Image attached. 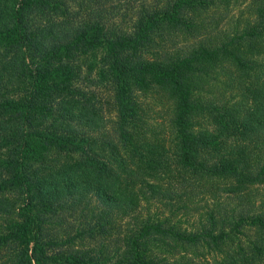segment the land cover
<instances>
[{
  "label": "trees",
  "instance_id": "trees-1",
  "mask_svg": "<svg viewBox=\"0 0 264 264\" xmlns=\"http://www.w3.org/2000/svg\"><path fill=\"white\" fill-rule=\"evenodd\" d=\"M241 1L0 0V264H264V0L220 26Z\"/></svg>",
  "mask_w": 264,
  "mask_h": 264
},
{
  "label": "rangeland",
  "instance_id": "rangeland-1",
  "mask_svg": "<svg viewBox=\"0 0 264 264\" xmlns=\"http://www.w3.org/2000/svg\"><path fill=\"white\" fill-rule=\"evenodd\" d=\"M249 2L250 0H242L241 2H239V4H235V5H231V8H230V13L225 17L224 21L221 23V29L225 30V29H231L234 30V26L236 24V19L237 17L242 14L243 16H247L248 14H250L249 10H250V7H249ZM166 44L168 46H173V45H182V44H186L185 42L182 41V38L181 37H177V36H174V35H170V36H167L166 38ZM229 91L226 92V95L225 97H235L238 95V89H235L233 86L229 87L228 88ZM220 93V95H219ZM219 93H218V96H220L219 98H222L224 97V95L222 94L221 90H219ZM225 93V92H224ZM143 102H144V105L151 109L152 110V115L154 117H167L169 113H166L167 110H165L163 107L161 106H158L154 101H152V97L151 96H148V98L146 99H143ZM248 200L249 201H254L256 202V206L255 208L257 207H261V203L262 201H264V189H255L254 191H252V193H250L248 195Z\"/></svg>",
  "mask_w": 264,
  "mask_h": 264
}]
</instances>
